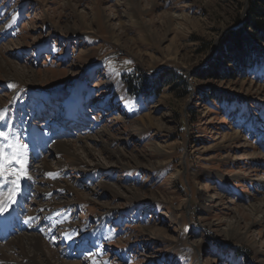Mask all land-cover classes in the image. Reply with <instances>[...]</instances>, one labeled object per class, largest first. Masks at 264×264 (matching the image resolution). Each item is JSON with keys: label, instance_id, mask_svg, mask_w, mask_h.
<instances>
[{"label": "rangeland", "instance_id": "1", "mask_svg": "<svg viewBox=\"0 0 264 264\" xmlns=\"http://www.w3.org/2000/svg\"><path fill=\"white\" fill-rule=\"evenodd\" d=\"M251 3L0 0L10 239L51 264H264V42L222 47Z\"/></svg>", "mask_w": 264, "mask_h": 264}, {"label": "bare ground", "instance_id": "2", "mask_svg": "<svg viewBox=\"0 0 264 264\" xmlns=\"http://www.w3.org/2000/svg\"><path fill=\"white\" fill-rule=\"evenodd\" d=\"M13 69H14L13 66L8 65L7 63H2L0 61V70L5 71L4 76L13 73L12 71ZM104 135L106 134L104 133ZM59 148L64 150L66 148H69V145L68 143L65 142L59 143ZM239 159L240 158H238L237 160ZM42 165L43 168L46 167L45 162L42 163ZM113 191L117 195L121 194L120 191L118 190L113 189ZM263 206H264V200L258 207H253V208L254 210H261V207L263 208ZM12 219H13V215H11L10 218H7L6 216L4 217V219L0 218L1 221L8 220L9 224ZM0 228L2 230H5L4 227H0ZM9 233H11L10 229H9ZM15 253H17V255L20 257L19 260H15V258L13 257ZM39 253L41 255L40 257H39ZM0 264H51V262L49 261L48 256L44 253L40 240L35 235H29V236H24L21 239L14 238V240L11 239L8 240L4 244L3 248L0 250ZM67 264H79V263L73 262Z\"/></svg>", "mask_w": 264, "mask_h": 264}, {"label": "trees", "instance_id": "3", "mask_svg": "<svg viewBox=\"0 0 264 264\" xmlns=\"http://www.w3.org/2000/svg\"><path fill=\"white\" fill-rule=\"evenodd\" d=\"M224 37L222 47L226 52V54H223L226 59L225 64L235 63V58L243 59L247 57L245 48L248 47L250 42H264V0H252L244 25L229 30ZM213 70L218 69L213 68Z\"/></svg>", "mask_w": 264, "mask_h": 264}, {"label": "snow or ice", "instance_id": "4", "mask_svg": "<svg viewBox=\"0 0 264 264\" xmlns=\"http://www.w3.org/2000/svg\"><path fill=\"white\" fill-rule=\"evenodd\" d=\"M9 87H14V85H9ZM0 138L4 141L8 140V137L0 132ZM7 149V151H6ZM23 153L19 151V149L14 148L10 144H3L0 145V179L4 178L7 173H11L15 176V179L12 181L15 188L10 196L15 195L16 189L20 187L18 181L21 179L22 176L26 175V170L23 164ZM15 165H19V167H15ZM15 203L14 199H9V204ZM7 206L0 196V215H3L7 209Z\"/></svg>", "mask_w": 264, "mask_h": 264}]
</instances>
